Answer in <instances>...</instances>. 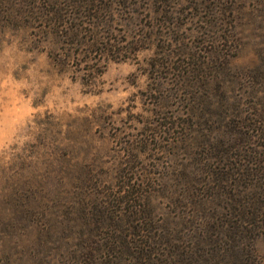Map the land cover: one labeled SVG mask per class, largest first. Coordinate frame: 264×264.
<instances>
[{
	"label": "rangeland",
	"instance_id": "374dc122",
	"mask_svg": "<svg viewBox=\"0 0 264 264\" xmlns=\"http://www.w3.org/2000/svg\"><path fill=\"white\" fill-rule=\"evenodd\" d=\"M262 48L264 0H0V264H174L241 209L264 263Z\"/></svg>",
	"mask_w": 264,
	"mask_h": 264
},
{
	"label": "trees",
	"instance_id": "16d2710c",
	"mask_svg": "<svg viewBox=\"0 0 264 264\" xmlns=\"http://www.w3.org/2000/svg\"><path fill=\"white\" fill-rule=\"evenodd\" d=\"M90 16L93 19L98 18L97 14L96 15L91 14ZM89 27L95 30L99 26L97 27V24L95 22H89ZM76 30L77 32H79L78 28ZM92 31L90 30V32ZM139 42L140 40L136 41V45H139ZM92 47H97V48L99 47L98 49H103L104 51L109 52V53L115 52L119 54L122 51L121 49L117 47V45L112 44L111 40L104 41L102 39H95L92 42ZM140 49L141 48L135 49V52L139 51ZM261 52L262 54H264V48H262ZM123 57L124 58L117 57L116 59L121 60V59L128 58V56L126 57V54ZM75 60L77 61L76 58H71V56H69L67 59L56 58L55 62L61 64L62 62H66V61H68L69 63L71 61L76 62ZM94 60L93 59L83 60L80 58L78 61L81 66L83 64L85 65L88 64V61H94ZM101 73L102 72H97L96 70H94L93 67L90 70H86V73H84V76H83L84 78L82 77V80H84L83 83L88 86L95 85L94 83L96 82V79L98 78V76H100ZM260 75H264V72L261 73ZM256 88H257L256 93H255L256 104H257L256 115L259 118L258 121L260 125H262L263 127L262 133L264 135V76H262L261 80H259L258 86H256ZM247 171H249V169ZM260 171L262 172L261 176L264 179V167L261 168L259 172ZM127 187L128 189L130 188V186H127ZM259 189L264 191V186L259 187ZM135 194L136 193H133V191L125 192V194L123 195L124 200L122 202H128L129 200L133 201V200H136V198L140 199L141 197L144 200H148L147 199L148 194L143 193L141 196H138V195L136 196ZM253 205L255 206L256 204H253ZM258 210L259 212L257 213V215L259 213L264 214L262 209H258ZM136 213H137L136 216L143 217L144 219L140 227V232H141L142 237L145 239V242H144L143 248L139 251V253L145 255L144 257L147 261H151L150 247L152 243L157 242L158 244H160L156 240V234H154L153 232L155 230V225L153 223L152 213L149 212L146 208L143 210L142 207L141 209H138V212ZM240 217H241V220L238 222H235V223L231 221L229 222L228 230H225L224 229L225 227H221V229H219L214 218L212 217L210 219L205 218L204 219L205 225L202 228V234L199 240V244H197V247L199 246L200 256L199 254L194 256V257H197L195 259L192 256L190 257L186 256L182 261L181 260L177 261L174 264H264L262 261H260L258 257L252 254L251 250L249 252H246L244 247L242 246L243 245L242 240H244V238L246 239V233L249 232L248 228H246V226L242 223L243 221L245 222L247 219H250L248 222H251L252 220H255V219L252 218V216L249 218L245 209L244 210L241 209ZM218 233L222 235V238H220V240L221 239L223 240V243H225V246L219 245L220 240L218 241L217 237L214 238V236H216V234ZM162 262L164 261L162 260ZM164 264H167V262H164Z\"/></svg>",
	"mask_w": 264,
	"mask_h": 264
}]
</instances>
